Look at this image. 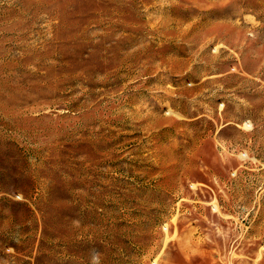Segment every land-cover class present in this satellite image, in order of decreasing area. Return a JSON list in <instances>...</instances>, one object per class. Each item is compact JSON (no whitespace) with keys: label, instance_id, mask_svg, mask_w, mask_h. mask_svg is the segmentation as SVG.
<instances>
[{"label":"rangeland","instance_id":"rangeland-1","mask_svg":"<svg viewBox=\"0 0 264 264\" xmlns=\"http://www.w3.org/2000/svg\"><path fill=\"white\" fill-rule=\"evenodd\" d=\"M0 264H264V0H0Z\"/></svg>","mask_w":264,"mask_h":264}]
</instances>
